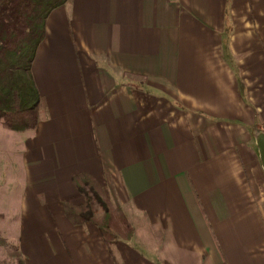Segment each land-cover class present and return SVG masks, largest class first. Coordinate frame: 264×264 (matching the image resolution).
I'll use <instances>...</instances> for the list:
<instances>
[{"label": "crops", "instance_id": "0c3cea01", "mask_svg": "<svg viewBox=\"0 0 264 264\" xmlns=\"http://www.w3.org/2000/svg\"><path fill=\"white\" fill-rule=\"evenodd\" d=\"M31 74L35 126L0 124L22 173L1 199L32 216L18 226L22 256L27 245L32 264H264L252 137L264 0H67L45 19ZM80 175L122 208L128 238L107 244L65 216L84 201Z\"/></svg>", "mask_w": 264, "mask_h": 264}, {"label": "trees", "instance_id": "16d2710c", "mask_svg": "<svg viewBox=\"0 0 264 264\" xmlns=\"http://www.w3.org/2000/svg\"><path fill=\"white\" fill-rule=\"evenodd\" d=\"M66 2L0 0V124L5 128L30 129L39 119L41 100L32 78L31 63L43 37L48 13ZM78 180L84 201L80 205L64 203L65 216L73 224L93 223L107 244L117 238H128L131 226L124 213L114 222L102 191L85 175L78 176ZM0 245L6 248L8 255L0 264H24L17 246L1 235Z\"/></svg>", "mask_w": 264, "mask_h": 264}, {"label": "rangeland", "instance_id": "374dc122", "mask_svg": "<svg viewBox=\"0 0 264 264\" xmlns=\"http://www.w3.org/2000/svg\"><path fill=\"white\" fill-rule=\"evenodd\" d=\"M259 122H260V125L264 128V118L263 117L259 118ZM2 130L3 129L0 126V145H1L0 149L3 148L4 145H6V147L3 148L5 153H0V235L6 241H8V243L14 244L18 247V244H19L18 237H20L19 223L22 220L25 226L28 228V223L30 224V219L32 216H28V215L24 216L20 214V211H18L19 210L18 206L20 202L17 200L18 196L12 195L13 198L10 197L7 200L1 199L2 194L4 196L8 194V192H11V193L13 192L12 194H17V187L13 183V181L15 179H18V180L22 179V173L20 172V165L19 163L15 164V160L17 162H19V160H17L16 156L14 155L15 150L13 148V143L9 141L10 146H8L7 142L4 141L6 134L2 133ZM4 159H9V161H12V162L7 161L9 163L3 164ZM102 194H103V197L105 198L106 204L110 206V211H111L113 221L114 222L117 221L120 218V216H122L121 214H123L122 208L118 204L113 202V198L107 197L106 195H104L103 192ZM2 202H8L7 207H3L1 205ZM97 212L100 213L101 210L98 209ZM30 233L35 234L36 231H34V229L31 227ZM38 248H39L38 250L42 252L43 258H45V253L43 251L44 248L39 247V246ZM22 250L27 255L26 258L23 256L24 264H25V260L27 261L28 264L29 263L32 264L31 262L33 260L36 261L35 260L36 257H34V255L35 256L37 255H36L34 247L31 248L25 245L24 248L22 247ZM7 259H8V255L6 252V248L0 245V260H7Z\"/></svg>", "mask_w": 264, "mask_h": 264}, {"label": "water", "instance_id": "95a60500", "mask_svg": "<svg viewBox=\"0 0 264 264\" xmlns=\"http://www.w3.org/2000/svg\"><path fill=\"white\" fill-rule=\"evenodd\" d=\"M252 137L257 148L261 167L264 171V129L260 127H255L252 130Z\"/></svg>", "mask_w": 264, "mask_h": 264}]
</instances>
